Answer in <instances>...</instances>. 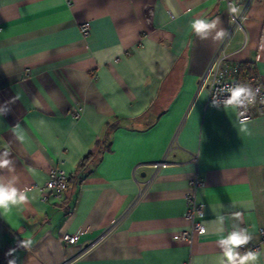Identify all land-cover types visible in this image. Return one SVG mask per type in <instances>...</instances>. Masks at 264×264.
I'll use <instances>...</instances> for the list:
<instances>
[{"label":"crops","instance_id":"0c3cea01","mask_svg":"<svg viewBox=\"0 0 264 264\" xmlns=\"http://www.w3.org/2000/svg\"><path fill=\"white\" fill-rule=\"evenodd\" d=\"M237 2L242 26L227 0H0V152L15 168L0 175L29 196L0 212V264H218L220 215L224 235L239 224L261 241L264 114L241 130L199 84L225 54L264 88V0ZM199 17L230 35L200 40ZM55 165L69 176L59 191L46 186ZM196 175L206 232L186 239ZM75 230L76 242L60 241Z\"/></svg>","mask_w":264,"mask_h":264},{"label":"clouds","instance_id":"9594fccd","mask_svg":"<svg viewBox=\"0 0 264 264\" xmlns=\"http://www.w3.org/2000/svg\"><path fill=\"white\" fill-rule=\"evenodd\" d=\"M241 9L237 6V0H232L228 5L230 22H235V19L240 15ZM218 25L220 26L218 28ZM190 29L200 40L212 39L213 42H223L230 33L228 30L221 27L219 17L209 20L203 17L193 18L190 22ZM260 87L253 88L247 83L226 84L217 89L215 95L212 96L211 106L217 109H231L238 116L243 117L240 120L241 130H247L248 119L246 113L249 108L255 106L257 99L264 103V95H260ZM7 108L0 111V115L6 114ZM17 127H19L17 125ZM9 151L0 152V170H7L8 173H14V162L9 158ZM18 176L16 175H0V212H10L14 207L25 205L28 200V189L18 188ZM235 218L239 219L240 213H235ZM225 216L217 217L215 223L217 225L216 234L219 236L217 244L221 249V254L218 256V264H258L261 258V251L252 249L241 251L248 245L253 236L247 228L241 227L239 224H233L232 230L224 235ZM206 229L201 228L200 233L203 235Z\"/></svg>","mask_w":264,"mask_h":264},{"label":"built area","instance_id":"2783aa9c","mask_svg":"<svg viewBox=\"0 0 264 264\" xmlns=\"http://www.w3.org/2000/svg\"><path fill=\"white\" fill-rule=\"evenodd\" d=\"M228 5L232 2V0H227ZM237 6L241 9L240 15L235 19L234 24L242 26V18L244 15V10L240 3L237 2ZM90 22L84 21L80 23V27L82 33L84 35H88L90 32ZM225 54L217 55L213 61L208 65L205 72L199 78V84L201 86H205L208 90V99L212 100V96L216 94L217 89L223 87L226 84H234V83H247L250 84L253 88L260 87L261 93L260 95H264V88L261 85L255 74H251L245 77L240 76V64L238 62L228 63L224 62L223 58ZM264 114V103H261L259 97L257 99V103L255 106L249 108L248 112L245 114L247 119H250L255 114ZM238 119L241 120L243 117L238 116ZM166 161L160 160L155 161V166L164 165ZM204 182L202 177L195 176L190 184L193 188L190 192L187 193V203L189 204L187 210V216L191 219L190 226L186 229H183L179 232V236L190 239L192 232L197 230L200 233V229H205V224L200 221L194 219L198 212L201 211L202 205L196 203V189L198 186L202 185ZM68 183V174L62 169L59 165H55L50 169L49 177L46 181V186L54 188L59 191L62 190ZM79 232L75 231H65L60 235V241L63 243H74L78 239ZM102 235H100L101 237ZM97 239L91 241L86 247L83 248L85 250L89 245L96 243ZM264 244V228H261V241L254 242L251 241L248 245L244 246L241 251L245 250H260L262 245ZM70 259H66L63 264H68ZM182 264H188L184 262Z\"/></svg>","mask_w":264,"mask_h":264},{"label":"trees","instance_id":"16d2710c","mask_svg":"<svg viewBox=\"0 0 264 264\" xmlns=\"http://www.w3.org/2000/svg\"><path fill=\"white\" fill-rule=\"evenodd\" d=\"M251 74H255V75H256V72L254 71L253 66H252L250 63H246V62H245V63H241V64H240V76L245 77V76H248V75H251ZM112 127H113V124H109V125L107 126V134H108L109 130H110ZM108 147H109V144H108ZM90 155H91V154L88 153V154L84 157L83 161L81 162L82 165L85 164L84 161L87 160V159L89 158ZM68 177H69V176H68ZM68 179H69V178H68Z\"/></svg>","mask_w":264,"mask_h":264}]
</instances>
